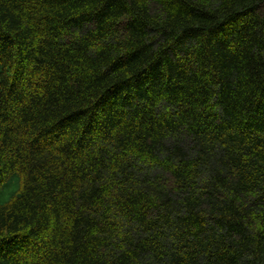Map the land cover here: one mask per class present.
Here are the masks:
<instances>
[{
    "label": "trees",
    "instance_id": "16d2710c",
    "mask_svg": "<svg viewBox=\"0 0 264 264\" xmlns=\"http://www.w3.org/2000/svg\"><path fill=\"white\" fill-rule=\"evenodd\" d=\"M0 264H264V0H0Z\"/></svg>",
    "mask_w": 264,
    "mask_h": 264
}]
</instances>
